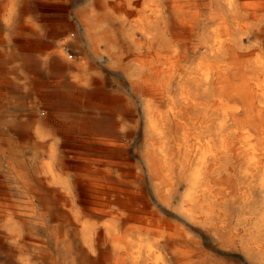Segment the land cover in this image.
<instances>
[{"label": "bare ground", "instance_id": "6f19581e", "mask_svg": "<svg viewBox=\"0 0 264 264\" xmlns=\"http://www.w3.org/2000/svg\"><path fill=\"white\" fill-rule=\"evenodd\" d=\"M76 3L0 0V264L264 253V0Z\"/></svg>", "mask_w": 264, "mask_h": 264}, {"label": "rangeland", "instance_id": "374dc122", "mask_svg": "<svg viewBox=\"0 0 264 264\" xmlns=\"http://www.w3.org/2000/svg\"><path fill=\"white\" fill-rule=\"evenodd\" d=\"M84 2H85V0H77V3L75 6L78 7L81 4H83ZM118 77L115 76L114 77L115 81L113 80L116 83V87L120 88L121 91H123V90L128 91L129 86H127L128 84H127L126 80L124 79V77H121V76H118ZM120 78H122V80ZM126 88H127V90H126ZM144 104H146L145 101H143L141 99H136L135 107L140 106L139 108L141 111V119H142L143 123L145 121L144 120L145 119V113H144L143 107H147V104L146 105H144ZM14 137H15V139L16 138L19 139L20 136L14 135ZM252 202L249 203V205H250V207L248 205L249 211L246 213V216H250L251 221H253L255 219V216H256L255 211L257 209L256 202H254V201H252ZM240 209H241V206H238L236 204L232 205V207H231V221L233 223L235 221L237 222ZM217 258L220 260V264H264V253L263 252L261 254V253H258L257 251H252L251 254H249L248 252H246V249L243 248L242 246H239L238 250L232 251L231 253H229L227 255H225V253H223V252L217 251Z\"/></svg>", "mask_w": 264, "mask_h": 264}]
</instances>
